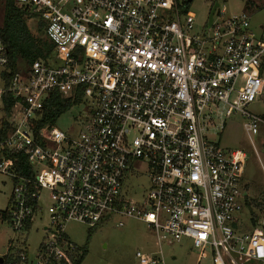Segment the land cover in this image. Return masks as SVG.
Segmentation results:
<instances>
[{"label":"built area","instance_id":"2783aa9c","mask_svg":"<svg viewBox=\"0 0 264 264\" xmlns=\"http://www.w3.org/2000/svg\"><path fill=\"white\" fill-rule=\"evenodd\" d=\"M219 1L210 2L211 22L207 16L197 28L186 0H12L43 23L52 44L46 60L34 59L0 88V101L5 92L14 99L0 140L10 228L26 232L43 214L41 190L49 201L36 264H75L82 248L67 225L94 227L107 212L143 221L158 244L190 238L197 263H264V206L254 224L249 215V231L238 229L246 155L207 134L233 114L250 140L264 124L247 110L264 100V25L257 34L247 11L227 15ZM7 65L0 37V66ZM52 92L91 101L77 138L41 124ZM133 165L149 179L139 205L121 197ZM24 251L12 262L26 261ZM134 256L165 264L160 251Z\"/></svg>","mask_w":264,"mask_h":264},{"label":"rangeland","instance_id":"374dc122","mask_svg":"<svg viewBox=\"0 0 264 264\" xmlns=\"http://www.w3.org/2000/svg\"><path fill=\"white\" fill-rule=\"evenodd\" d=\"M247 0H220L219 7L227 9V15L237 14L246 10L250 15V25L257 34L260 26L264 25V0H256L258 6L247 9ZM211 0H191L188 10L195 15L196 26L204 22L210 11ZM4 0H0V26L3 23ZM24 22L29 32L36 38L44 40L43 32L36 31L37 20L31 16H24ZM17 68L24 71L28 64L17 56ZM4 69L0 66V72ZM3 80L0 76V88ZM92 103L87 98H81L78 104L70 107L55 122V127L66 132L70 137L77 138L83 131L87 113L92 108ZM247 110L252 114L264 118V100H256ZM5 118L0 101V120ZM219 120H216V123ZM244 118L239 114H233L224 119L222 129H210L208 138L224 150H241L246 155V162L239 187L246 193L241 212L238 214L241 231H249L251 223L249 215L259 212L257 203L264 198V124L258 126V133L251 140L243 128ZM135 165V164H134ZM134 165L127 175L122 190V199L125 202L139 205L143 202L147 191L149 179L146 173H138ZM10 180L0 174V212L7 211L9 194L11 190ZM48 197L46 190L40 192V205L42 212L35 216V222L26 232L15 233L9 226L7 217L0 218V256L12 252L11 257L17 256L26 250V261H18L11 264H36V250L44 236L42 224L46 222L45 208ZM67 236L79 247L86 249V255L80 264H137L135 252L160 251L165 264H209L208 259L196 262L197 250L193 247L192 240L182 237L178 241H162L158 244L155 233L147 225L136 218L128 217L119 212H107L99 223L89 227L82 223H69L66 227ZM24 242V243H23ZM11 247V248H10ZM6 255V254H5ZM9 255V254H7ZM240 264H264L259 261L242 262Z\"/></svg>","mask_w":264,"mask_h":264},{"label":"trees","instance_id":"16d2710c","mask_svg":"<svg viewBox=\"0 0 264 264\" xmlns=\"http://www.w3.org/2000/svg\"><path fill=\"white\" fill-rule=\"evenodd\" d=\"M256 5L258 6L256 0H247L245 3L247 9L257 7ZM25 14L27 15L26 11L17 8L12 0H4V16L2 26H0V37L7 48L8 65L0 72V76L5 88L10 83L12 76L18 71L16 64L18 55L21 56L26 64H30L37 58L46 60L52 51V44L47 39L42 40L36 38L29 32L24 22ZM42 29L43 23L37 21L36 31L42 32ZM81 97L80 92H76L72 98H62L57 92H52L44 103L45 110L44 117L41 119V124L44 122H49L51 124L55 123L71 106L78 104ZM1 102L2 109L5 112V118L0 120V140L4 138L8 130L6 117L14 103V99L11 97L10 93L5 92L2 95ZM245 204L248 205V202L246 201ZM257 206L260 209L264 205L262 202H259ZM1 213L4 217L6 216V211H2ZM251 215V222L254 224L256 215L255 213ZM28 227L29 224H27L26 229H28ZM81 248L82 254L75 264H80L86 255V249L84 247ZM1 258L3 259L1 264H11L13 263L12 261H14L10 255H4ZM15 261L18 262V258H16Z\"/></svg>","mask_w":264,"mask_h":264},{"label":"water","instance_id":"95a60500","mask_svg":"<svg viewBox=\"0 0 264 264\" xmlns=\"http://www.w3.org/2000/svg\"><path fill=\"white\" fill-rule=\"evenodd\" d=\"M191 2V0H186V3H189ZM217 6V2L214 3V5L212 6V8L210 9L209 11V15H208V22L210 23L211 22V19H212V15H213V12H214V9L215 7ZM3 262V259L0 257V264Z\"/></svg>","mask_w":264,"mask_h":264},{"label":"crops","instance_id":"0c3cea01","mask_svg":"<svg viewBox=\"0 0 264 264\" xmlns=\"http://www.w3.org/2000/svg\"><path fill=\"white\" fill-rule=\"evenodd\" d=\"M2 212V211H1ZM0 212V218L1 219H4V215H2V213ZM6 217V216H5ZM35 222V219L33 220V222L31 224H29V227L27 230H29L31 228V226L33 225V223ZM42 228V231H43V226L41 227ZM44 232V231H43ZM4 255V254H3Z\"/></svg>","mask_w":264,"mask_h":264}]
</instances>
